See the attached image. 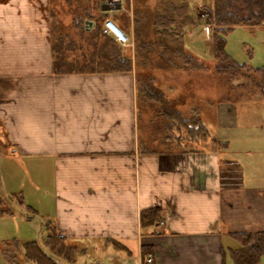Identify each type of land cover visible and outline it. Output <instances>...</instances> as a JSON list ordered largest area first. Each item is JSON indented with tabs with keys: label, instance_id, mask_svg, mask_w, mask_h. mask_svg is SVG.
<instances>
[{
	"label": "crops",
	"instance_id": "obj_1",
	"mask_svg": "<svg viewBox=\"0 0 264 264\" xmlns=\"http://www.w3.org/2000/svg\"><path fill=\"white\" fill-rule=\"evenodd\" d=\"M37 1L8 0L0 9L9 21L0 26V125L13 149L51 168L52 213L38 242L50 226L81 256L111 246L128 264L142 260V248L152 264H235L229 252L239 243L230 234L264 232V127L248 128L246 143L234 146L240 137L219 107V154H142L131 72L54 74ZM132 4L120 0L107 18L125 30L123 12L137 22ZM153 207L157 226H142L141 212ZM78 253L63 264H77Z\"/></svg>",
	"mask_w": 264,
	"mask_h": 264
},
{
	"label": "rangeland",
	"instance_id": "obj_2",
	"mask_svg": "<svg viewBox=\"0 0 264 264\" xmlns=\"http://www.w3.org/2000/svg\"><path fill=\"white\" fill-rule=\"evenodd\" d=\"M7 1L0 0V9L3 7V11ZM159 1L133 0V11H136L133 21L137 19V24L130 22L131 18L124 12L120 14L122 24L126 26V31L123 30L129 37L130 45L119 48L132 62L133 80L139 81L135 83L137 88L134 95L136 96L135 125L140 141L154 154L169 157L182 154L180 152L182 148L164 129L166 120L159 114L160 104L146 100L141 91V87L144 88L151 79L149 84L151 91L162 92L172 104L171 107L180 111L183 116L189 117L194 109L197 110L212 138L218 137V113L220 108L224 109L226 112L222 111V113H226L227 118L226 114H223L221 121L231 126L232 129L229 130L232 135L240 137L233 140L235 142L233 145L245 144V133L248 128L259 130L264 127V97L258 94L250 96L247 89H240L237 85L243 82L242 79L231 80L227 75H217L213 72L210 28H208L212 19L208 8H212L213 0H181L186 5L185 13L191 18V24L182 31L183 44L187 43L185 45L187 50L205 63L207 69L202 71L183 70L179 68L181 66L179 61L174 62L176 65L174 68V64L169 60L174 56L171 51L179 46L180 40L174 42L155 33L152 19L155 5L160 4ZM41 2L44 3V7ZM103 2L105 0L95 4L92 0H38L36 2L38 8L42 7L48 24L47 39L50 55H52V41L59 40V35L65 38L62 44L67 46L70 43L69 48L64 51L65 59L76 64L83 63L84 59L87 60L94 50H101L103 43L107 45L105 39L100 37L94 48L90 46L91 41L83 38L79 32V26L83 27L85 20L93 19L97 24L101 23L100 5ZM164 2L162 6L165 5ZM171 2L178 5V0ZM21 8L25 11L23 5ZM8 22V19L1 18L0 26L4 28ZM51 29H55L53 33L50 32ZM226 51L239 64L252 68L264 67V25L256 29L250 27L234 29L226 37ZM128 78L129 76H126L125 80L127 81ZM4 131V126L0 125V190L6 200H11L16 212L11 217L0 218V250L3 245L13 241L21 244L32 241L38 243L37 234L43 232L46 214L50 216L52 213L54 194L51 168L46 164V159L13 149ZM241 138H244V141H239ZM185 148H194L200 152L182 155L191 156L210 152L208 148L205 151L201 145L187 144ZM213 153L219 154L220 151L216 150ZM194 163L196 162L193 161ZM201 167L195 165L196 174L203 173ZM228 173L224 170L221 174ZM18 197H22V205H19ZM25 206H29L33 212L32 216L29 215V220L24 215L28 212ZM88 251V256L86 254L81 256L78 253L77 264H86L89 261L95 264L98 259H101L103 264H128L125 253L111 246L106 249L97 247ZM84 257L87 259L84 260ZM0 264H8L1 252Z\"/></svg>",
	"mask_w": 264,
	"mask_h": 264
},
{
	"label": "trees",
	"instance_id": "obj_3",
	"mask_svg": "<svg viewBox=\"0 0 264 264\" xmlns=\"http://www.w3.org/2000/svg\"><path fill=\"white\" fill-rule=\"evenodd\" d=\"M84 1V0H82ZM90 1V0H86ZM93 4L102 2L103 0H92ZM160 0L153 11V27L155 33L161 37L170 38L174 42H179V46L173 49V58H169L172 64L175 61L181 62L179 68L183 70H206L207 66L204 62L198 59L190 51L186 50L183 44V29L191 24V18L185 13L186 5L181 0H178V5L166 0ZM101 6V5H100ZM80 7V6H79ZM208 13L211 16L210 22V42L211 54L213 58V72L217 75H227L231 80L242 79L243 82L237 86L240 89H247L250 96H264V67L252 68L245 64L236 62L226 51V37L234 29L238 27H250L256 29L264 25V0H213L212 8H208ZM101 23L97 24L89 32L79 26L81 36L91 41L90 46H97L98 39H105V43L100 47L101 50H94L87 60L83 63L68 62L64 57V51L69 48L62 44L63 35H59V40H53L51 44L52 56V72L56 75L68 74H112V73H128L133 70L132 62L123 54L120 46L115 41L101 33L102 23L105 20L103 14ZM78 25L77 23H75ZM137 24V22H136ZM119 27V26H118ZM120 28V27H119ZM56 29V28H55ZM51 29L50 32L53 33ZM121 29V28H120ZM100 35V36H99ZM55 38V37H54ZM182 39V42H181ZM58 41V42H57ZM61 42V44H59ZM103 52V55L101 53ZM85 57V56H84ZM178 68V67H177ZM151 80V79H150ZM146 84L141 91L146 100H152L159 103L161 110L159 114L165 118V131L171 138L177 142V145L182 149L183 153H199L194 148L186 149L185 145L190 144L201 145L206 151L214 152L221 145L217 138H212L207 127L200 118V114L194 109L189 117L175 108L162 94V92H153L150 89V83ZM139 81L136 79L135 83ZM137 88V87H136ZM156 96V97H155ZM140 150L142 154H153V151L148 150L140 141ZM22 197H18L19 205H22ZM28 212L24 215L29 220V215H33L29 206H25ZM16 209L11 200H6L0 190V218L11 217L15 214ZM160 208L153 207L141 212V224L144 227H155L160 218ZM47 226V225H46ZM47 236L41 242H26L19 243L13 241L2 246L1 253L3 259L8 264H63L73 263L75 261L77 248L68 245L65 240L59 237L55 229L50 226L46 227ZM155 233V232H153ZM239 243V248L230 250L235 264H257L264 255V232L246 233V234H230ZM224 253V252H222ZM148 252L142 248L141 257L144 259Z\"/></svg>",
	"mask_w": 264,
	"mask_h": 264
},
{
	"label": "built area",
	"instance_id": "obj_4",
	"mask_svg": "<svg viewBox=\"0 0 264 264\" xmlns=\"http://www.w3.org/2000/svg\"><path fill=\"white\" fill-rule=\"evenodd\" d=\"M101 33L103 35L111 37L115 43L121 47L130 45L129 37L126 33L120 29L115 22L110 18H105L102 23ZM153 258L151 255H147L144 259H135L133 264H152Z\"/></svg>",
	"mask_w": 264,
	"mask_h": 264
},
{
	"label": "water",
	"instance_id": "obj_5",
	"mask_svg": "<svg viewBox=\"0 0 264 264\" xmlns=\"http://www.w3.org/2000/svg\"><path fill=\"white\" fill-rule=\"evenodd\" d=\"M116 3V4H114ZM120 9V0H105L100 6V10L103 14L104 18L109 16V13L113 11H118ZM95 26V21L93 20H85L84 21V30L89 32Z\"/></svg>",
	"mask_w": 264,
	"mask_h": 264
}]
</instances>
